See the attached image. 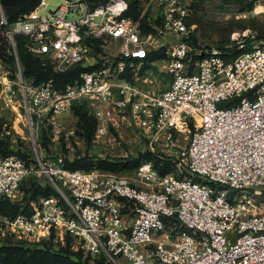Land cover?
<instances>
[{
	"label": "built area",
	"instance_id": "built-area-1",
	"mask_svg": "<svg viewBox=\"0 0 264 264\" xmlns=\"http://www.w3.org/2000/svg\"><path fill=\"white\" fill-rule=\"evenodd\" d=\"M134 1L145 27L126 16L130 0H61L52 10L41 0L12 24L0 6V42L16 65L11 72L0 58V102L23 113L31 137L27 156L0 155V198L28 208L4 219L7 233L21 246L68 239L107 264H264V215L251 205L264 191V37L231 34L224 48L245 51L226 61L215 46L191 45V16L207 0ZM17 34L55 72L85 70L62 89L34 84L17 60ZM75 103L96 121L92 141L126 126L173 154L171 172L159 175L151 161L133 177L70 170L41 154L42 129ZM31 183L53 193L26 200Z\"/></svg>",
	"mask_w": 264,
	"mask_h": 264
},
{
	"label": "rangeland",
	"instance_id": "rangeland-1",
	"mask_svg": "<svg viewBox=\"0 0 264 264\" xmlns=\"http://www.w3.org/2000/svg\"><path fill=\"white\" fill-rule=\"evenodd\" d=\"M48 9L52 10L61 4V0H46ZM252 5V8L249 7ZM262 7L261 11L256 8ZM200 17L195 18V36L198 41L207 47L224 44L229 41L231 34L241 33L248 30L264 37V0H207L205 7L201 8ZM41 12H44L41 9ZM5 42L4 38L0 43ZM12 51V50H11ZM13 54V53H12ZM3 66L14 72L13 65L3 60ZM74 82V81H73ZM38 84V83H37ZM14 114L5 109L0 102V141L6 142L13 154L28 155L31 147V137L23 113ZM78 117L72 108L65 112L60 120V125L54 127L47 123L44 127L45 135L40 136L38 144L40 152L46 156H59L63 160H72L79 157H93L98 160H109L114 162L134 160L143 153H151L153 157L167 160L171 153H163L160 144L153 145L151 150L148 139L137 138L134 132L126 126L120 129H112L107 137L99 141L87 143L78 133ZM196 130V123H192L185 129H181L177 135L178 147L186 145L192 133ZM45 136V138H44ZM175 154V152H174ZM171 163V161H169ZM130 165V164H128ZM172 165V163H171ZM99 169V168H98ZM136 168H121L117 166L110 171L115 174L133 177ZM253 212L264 215V192L254 198L251 202ZM9 218L6 211H0V248L2 246H21V242L14 241L7 233L4 219ZM46 243L31 245L32 248L45 249L50 247L58 250L65 247L71 257L81 256L82 261L87 264H98L101 257H93L84 251L76 250L70 240L64 244L58 239H51ZM26 247H30L25 244ZM103 264H107L105 261Z\"/></svg>",
	"mask_w": 264,
	"mask_h": 264
},
{
	"label": "trees",
	"instance_id": "trees-1",
	"mask_svg": "<svg viewBox=\"0 0 264 264\" xmlns=\"http://www.w3.org/2000/svg\"><path fill=\"white\" fill-rule=\"evenodd\" d=\"M41 0H0V6L9 24L16 22L23 15L33 10ZM92 2L94 6L103 3L105 0H88ZM241 2V0H238ZM252 8V5L249 4ZM201 10L193 13L191 16V22H195L196 17H200ZM126 16L131 17L133 20H140L142 27L146 26V15L141 17L139 10L137 9L136 2L130 0L129 8ZM141 17V18H140ZM196 23V22H195ZM194 23V24H195ZM15 39V53L17 60L22 68L23 75L27 79L33 80L34 84H40L43 81L52 79L57 88H64L75 81L79 74L85 70V68L77 66L69 69L68 71L57 73L49 64H44L39 58L34 57L26 47V38L23 35L17 34ZM227 43V42H226ZM214 45L215 47L223 50L224 58L226 61H230L235 56L243 53L245 49H238L232 47L225 49V44ZM201 44L197 36L193 35L191 38V45L196 47ZM207 47V46H206ZM0 58L7 63L13 65L15 63V57L12 54L11 48L5 42L0 43ZM240 98H235L221 104V107H228L236 104ZM72 110L78 117L77 126L80 129L77 134L85 139L87 143H91L94 136L96 127V121L94 117L82 106L77 103L73 104ZM45 135V130L42 129L41 136ZM45 138V136H44ZM13 154L6 142L0 141V155ZM18 156L25 157L27 155L19 154ZM141 161H151L154 168L158 171L159 175H165L172 170V165L169 160H162L152 156L151 153H142L140 157L134 160L114 162L109 160H98L93 157H79L72 160H64L65 167L70 170H91L93 168H99L101 170H115L117 166L121 168H137ZM130 164V165H128ZM264 192V191H263ZM262 192V193H263ZM53 193L51 188L36 187L31 183V188H25V199H35L37 196H48ZM0 211H6V214L10 218L15 217L21 212H27L28 208L21 209L16 203L7 199L0 198ZM42 243H48L43 241ZM37 246L35 244H31ZM30 246V245H29ZM104 259L101 257L98 264H103ZM0 264H87L86 261H82L81 256H76L75 259L68 253L66 246L60 247L58 250H52L50 247L45 249H37L23 246H2L0 248Z\"/></svg>",
	"mask_w": 264,
	"mask_h": 264
},
{
	"label": "bare ground",
	"instance_id": "bare-ground-1",
	"mask_svg": "<svg viewBox=\"0 0 264 264\" xmlns=\"http://www.w3.org/2000/svg\"><path fill=\"white\" fill-rule=\"evenodd\" d=\"M262 7L256 8V11H261Z\"/></svg>",
	"mask_w": 264,
	"mask_h": 264
}]
</instances>
